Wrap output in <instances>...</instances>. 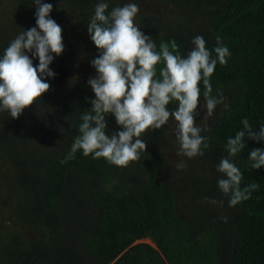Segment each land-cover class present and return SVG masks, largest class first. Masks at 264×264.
I'll return each instance as SVG.
<instances>
[{
  "label": "trees",
  "instance_id": "16d2710c",
  "mask_svg": "<svg viewBox=\"0 0 264 264\" xmlns=\"http://www.w3.org/2000/svg\"><path fill=\"white\" fill-rule=\"evenodd\" d=\"M151 1L173 11L142 18L141 29L157 47L175 40L186 55L195 36H203L210 50L219 36L230 51L211 78L213 95L222 91L228 108L218 106L202 133L209 145L204 155L182 156L186 167L178 171L164 155L175 142L161 128L142 136L147 152L126 167L82 152L61 164L91 107L86 98H95L87 82L96 75L90 61L99 50L87 24L99 0H43L53 5L50 15L63 29L65 51L49 66L57 75L46 80L51 88L35 105L18 119L0 112V264H264V168L248 166L249 150L264 142L246 139L234 158L242 187L259 185L249 200L229 207L211 179L220 177L216 165L242 119L254 128L264 124V0ZM5 2L0 55L20 31L36 26L32 0ZM108 2L109 10L122 6ZM84 35L86 55L71 70L64 64L74 63L73 43ZM107 119L106 131L120 130ZM206 196L224 199V206ZM145 239L154 246L139 242Z\"/></svg>",
  "mask_w": 264,
  "mask_h": 264
},
{
  "label": "clouds",
  "instance_id": "9594fccd",
  "mask_svg": "<svg viewBox=\"0 0 264 264\" xmlns=\"http://www.w3.org/2000/svg\"><path fill=\"white\" fill-rule=\"evenodd\" d=\"M32 4L36 7V26L20 31L0 55V112H8L13 119L50 90L46 80L57 74L49 66L65 51L63 29L50 15L53 5L43 0H32ZM138 12L133 2L111 10L108 0H99L95 5L87 24L89 36L99 50V55L90 61L96 75L87 82L95 98H86L91 107L81 115L79 134L61 164L82 152L86 157L104 158L112 165L126 167L147 152L142 136L149 129H161L170 119L175 121L178 155L203 156V149L208 148L207 137L202 135L208 130V120L218 106L228 108L222 91L217 89L213 95L211 78L218 63L227 64L229 49L217 36V44L210 50L199 35L192 39L193 47L186 55H181L175 40H162L157 47L151 35L136 25ZM31 57L39 60L37 66ZM169 105L174 107L170 109ZM201 112L203 117L197 123ZM109 116L115 118L120 130L106 131ZM241 124L243 127L227 138V156L216 165L221 174L217 185L229 207L249 200L259 188L255 182L242 187L243 174L234 158L246 147V139L264 142V124L254 128L247 118ZM248 166L264 168V148L249 150ZM176 167L181 171L186 165L181 161ZM204 199L220 207L225 202L207 196ZM227 219L219 217L225 223Z\"/></svg>",
  "mask_w": 264,
  "mask_h": 264
},
{
  "label": "rangeland",
  "instance_id": "374dc122",
  "mask_svg": "<svg viewBox=\"0 0 264 264\" xmlns=\"http://www.w3.org/2000/svg\"><path fill=\"white\" fill-rule=\"evenodd\" d=\"M5 1L8 0H0V9L5 5ZM129 2H133L136 3L139 7V12L135 18V23L136 25L139 26V28L141 29L140 23L142 21L143 17H147V16H159L162 14H166V15H170L173 13L172 10L168 9L165 5L160 4L158 2L155 1H151V0H120L121 5L123 6L126 3ZM176 11V10H175ZM177 15L179 16H185L184 12H181V10H178L176 12ZM142 30V29H141ZM143 31V30H142ZM86 36L84 35L83 39H81V41H76L75 43H73V46L76 47L75 50V54L76 57L74 60V63L72 64V62L70 61V59H68V62H65V66L68 68H70L71 70H76V65H79V60L82 58H84V55H86V50L84 48V42L88 41L89 42V38H85ZM84 39H86L84 41ZM83 40V42H82ZM80 46H83L82 48H80ZM85 51V52H84ZM81 59V60H82ZM81 63V62H80ZM89 78V77H88ZM111 121L114 122L116 124L115 118L113 116H109ZM203 117V113H200V116L197 117V123H200L201 118ZM212 121V117L209 118L208 120V126L211 124ZM163 130L165 133H167L168 135H170V137L172 138V140L175 142V121L170 119L168 121L167 124H165L164 126H162ZM178 144L175 142L174 143V149H170L168 151L165 152V157H167V159L169 160V162L174 163V164H178L179 162L182 161V156L178 155ZM211 168V167H210ZM212 169V168H211ZM211 179H214L216 182L218 180L217 177H211ZM139 242L142 243H148L154 246V243L149 240V239H145V240H141Z\"/></svg>",
  "mask_w": 264,
  "mask_h": 264
}]
</instances>
